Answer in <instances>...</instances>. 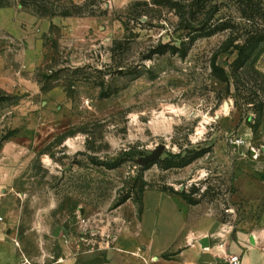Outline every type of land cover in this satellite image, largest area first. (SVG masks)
<instances>
[{"label": "rangeland", "instance_id": "obj_1", "mask_svg": "<svg viewBox=\"0 0 264 264\" xmlns=\"http://www.w3.org/2000/svg\"><path fill=\"white\" fill-rule=\"evenodd\" d=\"M253 37L264 0H0V243L21 264H154L138 236L146 191L256 231L264 42ZM160 146L189 164H141Z\"/></svg>", "mask_w": 264, "mask_h": 264}, {"label": "crops", "instance_id": "obj_2", "mask_svg": "<svg viewBox=\"0 0 264 264\" xmlns=\"http://www.w3.org/2000/svg\"><path fill=\"white\" fill-rule=\"evenodd\" d=\"M196 213L162 191L144 192L138 236L145 245V259H153L154 264H230L232 257L239 256L242 264H264V212L259 228L250 235L233 233ZM206 238L210 247L204 250L200 242ZM21 263L13 244L0 243V264Z\"/></svg>", "mask_w": 264, "mask_h": 264}, {"label": "trees", "instance_id": "obj_3", "mask_svg": "<svg viewBox=\"0 0 264 264\" xmlns=\"http://www.w3.org/2000/svg\"><path fill=\"white\" fill-rule=\"evenodd\" d=\"M62 15H63V17H70V16H72V14L69 13V12H66V13H64ZM213 34L214 33H209V34H207V37L212 36ZM263 42H264V38H256V37L254 38L253 37V38H249L247 40V44L248 45L251 44V45H254V46L260 45ZM174 51H177V50L174 49ZM244 55L245 54L243 52V49L240 50L239 58L236 61V64L237 65H241L242 66V65H244L246 63V60L244 59ZM213 70H214L213 71L214 72V75L218 79H220L221 81H224V82L229 83V78H228V76H227V74H226V72H225L224 69L219 68V67H217L216 64H214ZM179 158H181V156H179V155L170 156L169 158H167L165 160H162L161 159L160 161L157 162V164H159L163 168H167V169L176 168V167H184V166H186V165L189 164L187 158H183L180 162H177V159H179ZM162 192H164L166 194H169L170 196L174 197V194H170V193H168V191H162ZM182 195H183L185 201H187V203L189 205H191V206H198V205H200V202L199 201L191 199L189 197V195L186 194L185 192H183Z\"/></svg>", "mask_w": 264, "mask_h": 264}, {"label": "water", "instance_id": "obj_4", "mask_svg": "<svg viewBox=\"0 0 264 264\" xmlns=\"http://www.w3.org/2000/svg\"><path fill=\"white\" fill-rule=\"evenodd\" d=\"M229 110V105L225 104V111ZM166 150V146H160L152 156L141 160V164L145 165V164H150V163H157L158 161H160L162 159V156L164 154ZM253 155L257 156L256 152L253 151ZM200 245L202 247V249L206 250L210 247V240L208 238L201 240Z\"/></svg>", "mask_w": 264, "mask_h": 264}, {"label": "built area", "instance_id": "obj_5", "mask_svg": "<svg viewBox=\"0 0 264 264\" xmlns=\"http://www.w3.org/2000/svg\"><path fill=\"white\" fill-rule=\"evenodd\" d=\"M230 264H242L241 258L239 256L232 257L230 260Z\"/></svg>", "mask_w": 264, "mask_h": 264}]
</instances>
